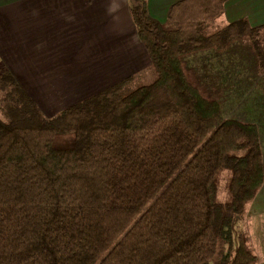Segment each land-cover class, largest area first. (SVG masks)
<instances>
[{"label": "trees", "instance_id": "16d2710c", "mask_svg": "<svg viewBox=\"0 0 264 264\" xmlns=\"http://www.w3.org/2000/svg\"><path fill=\"white\" fill-rule=\"evenodd\" d=\"M226 2L180 1L165 23L132 5L154 81H121L53 117L1 68L0 264L258 263L246 235L232 239L264 185L259 127L224 119L186 61L245 40L261 49L264 26L217 25Z\"/></svg>", "mask_w": 264, "mask_h": 264}, {"label": "crops", "instance_id": "0c3cea01", "mask_svg": "<svg viewBox=\"0 0 264 264\" xmlns=\"http://www.w3.org/2000/svg\"><path fill=\"white\" fill-rule=\"evenodd\" d=\"M142 1L152 18L165 23L171 7L183 0ZM133 4V0H0V64L40 108L45 99L51 100V107L65 102L55 116L151 67L132 18ZM257 257L264 264V258L260 262Z\"/></svg>", "mask_w": 264, "mask_h": 264}, {"label": "rangeland", "instance_id": "374dc122", "mask_svg": "<svg viewBox=\"0 0 264 264\" xmlns=\"http://www.w3.org/2000/svg\"><path fill=\"white\" fill-rule=\"evenodd\" d=\"M142 2V0H135L133 5L136 6ZM236 13L237 17L229 18V14L234 15ZM238 20H245L252 27H259L264 24V0L228 1L226 11L217 20V25L225 27ZM260 41V50L251 48L250 42L245 40L235 42L224 54L213 51L204 52L188 57L186 61L192 70V77L219 100L224 119H236L256 124L259 127L264 149V37H261ZM2 67L5 66L0 64V70ZM128 79L132 80L128 85L134 88L152 83L155 79V73L151 67H147L125 80ZM73 86L75 84L70 83L69 89L72 90ZM3 98L2 93H0V100ZM76 101H78L77 98ZM42 103L43 109L39 108L45 111L44 115L47 117H52L67 105L64 102V105L51 107V100L48 99L42 100ZM0 118L6 120L1 110ZM229 176L230 173L223 172L218 180V199L223 203L229 199ZM234 233L232 239L234 242H236L238 233L246 235L249 247L254 254L261 257L259 258L260 262L263 261L264 186L258 193L257 199L246 207L244 215L235 222ZM229 247L228 244L223 245L221 247L222 253L226 254ZM234 248L236 249V247ZM223 258V255H219L214 264H220Z\"/></svg>", "mask_w": 264, "mask_h": 264}, {"label": "water", "instance_id": "95a60500", "mask_svg": "<svg viewBox=\"0 0 264 264\" xmlns=\"http://www.w3.org/2000/svg\"><path fill=\"white\" fill-rule=\"evenodd\" d=\"M133 3H135V0H133Z\"/></svg>", "mask_w": 264, "mask_h": 264}]
</instances>
